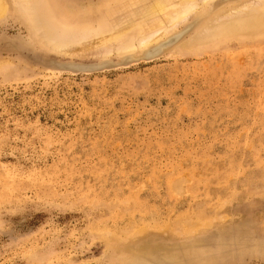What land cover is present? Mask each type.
Instances as JSON below:
<instances>
[{"label":"rangeland","instance_id":"374dc122","mask_svg":"<svg viewBox=\"0 0 264 264\" xmlns=\"http://www.w3.org/2000/svg\"><path fill=\"white\" fill-rule=\"evenodd\" d=\"M7 1L0 264H264V30L71 58L42 53ZM50 1L74 21L103 4Z\"/></svg>","mask_w":264,"mask_h":264},{"label":"bare ground","instance_id":"6f19581e","mask_svg":"<svg viewBox=\"0 0 264 264\" xmlns=\"http://www.w3.org/2000/svg\"><path fill=\"white\" fill-rule=\"evenodd\" d=\"M16 1L39 40V47L35 46L44 54L53 52L71 58L90 56L104 60L113 55L124 61L147 60L157 55L161 47L166 46L169 55L180 47H196L199 43L206 47L230 36L253 35L264 30V0H102L103 12L99 15L96 12L100 9L84 12V17L78 16L76 21L72 19L74 14L59 20L50 0ZM8 12V1L0 0V21L6 19ZM236 16L238 20H234ZM220 21L224 24L213 29L212 38L193 40ZM93 38L97 40L88 42ZM10 43L23 51L24 43L17 40ZM164 51L160 54L164 55Z\"/></svg>","mask_w":264,"mask_h":264},{"label":"water","instance_id":"95a60500","mask_svg":"<svg viewBox=\"0 0 264 264\" xmlns=\"http://www.w3.org/2000/svg\"><path fill=\"white\" fill-rule=\"evenodd\" d=\"M148 56H150V55H148ZM151 57V56H150Z\"/></svg>","mask_w":264,"mask_h":264}]
</instances>
